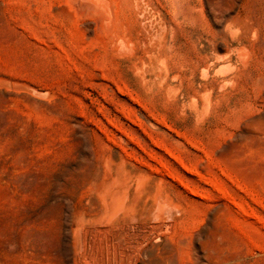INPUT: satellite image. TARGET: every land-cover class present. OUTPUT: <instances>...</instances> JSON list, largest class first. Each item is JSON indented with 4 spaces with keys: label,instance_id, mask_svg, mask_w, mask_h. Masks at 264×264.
Listing matches in <instances>:
<instances>
[{
    "label": "rangeland",
    "instance_id": "1",
    "mask_svg": "<svg viewBox=\"0 0 264 264\" xmlns=\"http://www.w3.org/2000/svg\"><path fill=\"white\" fill-rule=\"evenodd\" d=\"M103 1L0 0V264H72L94 181L125 172L137 216L159 186L182 203L205 264H264V0Z\"/></svg>",
    "mask_w": 264,
    "mask_h": 264
},
{
    "label": "bare ground",
    "instance_id": "2",
    "mask_svg": "<svg viewBox=\"0 0 264 264\" xmlns=\"http://www.w3.org/2000/svg\"><path fill=\"white\" fill-rule=\"evenodd\" d=\"M80 1L93 9L105 8L103 0ZM127 173L125 172L122 177L120 175L111 177L110 182L105 180L101 182L98 179L94 181L93 185L100 187L98 198L102 209L98 210L94 203H88L78 212L77 220L74 222L72 241L70 242L68 237L65 244V256L72 259V264H135L146 247L136 249L131 246L134 242L130 241L129 233L133 231L134 235L139 237L136 227L139 224L146 233L144 240L154 238L150 244L151 250L145 253L147 264H205L208 259L210 260L211 256H206L201 248L205 239L208 240L203 232L193 235L174 232L175 225L171 219L177 213L172 214L171 208L178 206L180 202L175 204V201L167 194L169 191L165 193L159 186L157 191L148 197L140 215L137 216V206L144 195L147 178L139 176L137 187L132 191ZM148 200L152 201V205L148 204ZM181 205L182 203L179 208L182 207ZM118 225L123 231L127 226L132 229H128L125 234L121 231L120 237L115 238L116 234L111 235V231ZM90 228L97 231L94 242L89 240ZM91 241L94 246L88 252ZM130 249L132 251H129Z\"/></svg>",
    "mask_w": 264,
    "mask_h": 264
}]
</instances>
